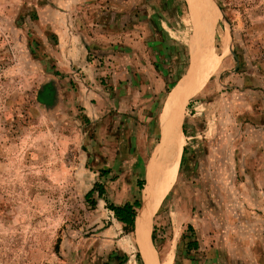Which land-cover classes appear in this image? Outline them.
<instances>
[{"label":"rangeland","instance_id":"374dc122","mask_svg":"<svg viewBox=\"0 0 264 264\" xmlns=\"http://www.w3.org/2000/svg\"><path fill=\"white\" fill-rule=\"evenodd\" d=\"M196 1L199 39L187 0H0V264H145L128 202L156 264H264V0ZM213 58L151 205L165 105Z\"/></svg>","mask_w":264,"mask_h":264},{"label":"bare ground","instance_id":"6f19581e","mask_svg":"<svg viewBox=\"0 0 264 264\" xmlns=\"http://www.w3.org/2000/svg\"><path fill=\"white\" fill-rule=\"evenodd\" d=\"M187 1L190 6V13L192 16L195 37L199 39V37H203L202 35L204 34L206 26L209 22L208 13H206V18L204 21L203 16L206 11L201 12L200 16V5L194 3L193 0ZM196 2H198V0ZM202 11H204V9H202ZM196 45L198 46V40L196 41ZM225 46V49L228 48V43H225ZM217 64V58L209 59L206 65H203L204 67L199 72V76L195 77L196 75L192 72L190 77L191 81L178 86L177 90H175L174 93H172V95L170 96L167 105H165V113L163 114L161 119L162 128L164 131V140L160 150L161 157L158 159L156 154L148 163V175L150 177L149 181H151L149 198L151 201V205L160 204L166 194H168V192L170 191L171 187L174 185L178 175L179 160L182 150V136L180 130V119L182 113L181 110L182 107H184L183 105L187 100V96L188 94L190 96L194 95L204 86L205 82L208 80ZM193 80L194 84H192ZM190 87L191 90H188V88ZM155 183L157 184L156 187L154 186ZM146 217L147 207L144 205L142 211L138 214L136 219L138 227V229L136 228V230H138L136 232L145 264H156L157 258L151 251V247H148L147 241L149 240H145V238L147 237V233L150 234V223L147 224Z\"/></svg>","mask_w":264,"mask_h":264},{"label":"trees","instance_id":"16d2710c","mask_svg":"<svg viewBox=\"0 0 264 264\" xmlns=\"http://www.w3.org/2000/svg\"><path fill=\"white\" fill-rule=\"evenodd\" d=\"M44 102V101H42ZM46 103V102H45ZM101 195L103 193V187L101 186ZM93 192H89L88 197L92 196ZM140 207V203H131L128 202L123 206H116V205H110L109 209L115 213L116 218L124 223L127 227H130L131 229L134 228L136 218H137V208Z\"/></svg>","mask_w":264,"mask_h":264},{"label":"crops","instance_id":"0c3cea01","mask_svg":"<svg viewBox=\"0 0 264 264\" xmlns=\"http://www.w3.org/2000/svg\"><path fill=\"white\" fill-rule=\"evenodd\" d=\"M58 28V29H55V35L58 37V39L60 40V41H62L63 43H70V41H71V39L70 38H68V36H69V34H70V31L69 30H67V32H65V31H63L62 29L63 28H61L60 27V25L59 24H55V28ZM68 33V34H67ZM74 34V33H73ZM77 38L76 37H73V41H75ZM73 62H75V65H77L78 64V62H76V61H73ZM75 65H72V66H75ZM74 69V70H73ZM76 69H78V68H76ZM65 71H66V73H69L70 72V70H71V73L73 72H75V68H73V67H71V68H69V69H64ZM72 78V77H71ZM171 96V95H170ZM170 98V97H169ZM169 98H168V100H169ZM168 102V101H167ZM166 105H167V103H166ZM166 107V106H165ZM165 113V110H164V112H163V114ZM163 116V115H162ZM162 119V118H161ZM161 119H160V121H161ZM162 122V121H161ZM161 131H162V133H163V138H164V131H163V128H162V125H161ZM164 140V139H163ZM162 144H163V142H162ZM162 146V145H161ZM161 150V149H160ZM158 158V157H157Z\"/></svg>","mask_w":264,"mask_h":264},{"label":"water","instance_id":"95a60500","mask_svg":"<svg viewBox=\"0 0 264 264\" xmlns=\"http://www.w3.org/2000/svg\"><path fill=\"white\" fill-rule=\"evenodd\" d=\"M138 216V215H137ZM137 219V218H136Z\"/></svg>","mask_w":264,"mask_h":264}]
</instances>
